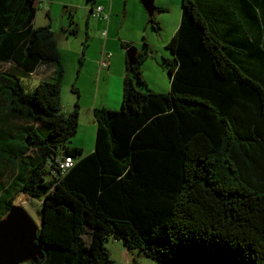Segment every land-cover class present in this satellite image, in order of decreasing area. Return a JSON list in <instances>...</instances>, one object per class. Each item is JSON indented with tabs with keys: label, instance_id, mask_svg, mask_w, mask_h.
I'll list each match as a JSON object with an SVG mask.
<instances>
[{
	"label": "trees",
	"instance_id": "trees-1",
	"mask_svg": "<svg viewBox=\"0 0 264 264\" xmlns=\"http://www.w3.org/2000/svg\"><path fill=\"white\" fill-rule=\"evenodd\" d=\"M35 2L0 0V62L21 72L0 73V120L25 123L0 129L14 173L0 182V220L19 194L42 200L44 256L31 263L116 264L114 238L162 264H264V0H182L170 90L148 88L138 52L122 107L94 109L86 155L71 145L78 109L63 108L61 49L50 26H33ZM42 64L54 74L26 92L23 73ZM62 155L74 159L66 172Z\"/></svg>",
	"mask_w": 264,
	"mask_h": 264
},
{
	"label": "rangeland",
	"instance_id": "rangeland-1",
	"mask_svg": "<svg viewBox=\"0 0 264 264\" xmlns=\"http://www.w3.org/2000/svg\"><path fill=\"white\" fill-rule=\"evenodd\" d=\"M38 1L39 0H36L35 2L36 14L39 15L40 19L49 23L48 21H50V18L46 13L47 9H45L44 7H47L51 11L50 13L51 15H53L52 17L55 20L56 27L59 28L58 32H56V38L58 40L60 39L59 35L62 33V35H64L63 37L67 38L68 31H62L63 25L73 28L74 23L72 19H74V17H72V15H74L78 10L80 3L84 2V4L86 5L89 4L87 8L90 7V2L88 0H48L44 1L42 4ZM114 1H116L115 9L110 19L115 17H117L118 19V24L116 25L115 32L117 35V31L120 30L119 32L121 38L118 39V45L116 46L118 48L120 47L123 53L122 62L125 68L127 67L128 50L124 48L123 43L135 46L140 53H148L146 60L141 64L140 67L143 78H147L148 88L158 93L168 92L170 87L165 91L163 90V88L159 87L156 84L158 83V79L160 78L159 73L161 72V66H164L165 63L164 59L172 57V51L169 48V43L173 34L171 36L170 34L173 28L177 25V21H175L177 18V14L179 15L182 12V0H171V2H168L166 6L169 7L168 11L159 9L155 10V24L158 26V22L160 25V27L158 26L157 28H154L153 23L149 22L150 15L140 0L138 1V6L139 8H141L140 10L144 17H141L136 8L133 7V0ZM159 5L160 0H155V6L158 8ZM66 6L68 7V10H70V12H67V10L65 9ZM71 10H73L74 12L72 13ZM77 19L78 18L76 17L75 20L77 21ZM94 20L95 19H93V22ZM101 32L102 31L100 27L99 29L98 27H92V38L90 43L87 44L88 50L86 59H93L97 54H102V49L106 38L101 34ZM69 35H72V33L70 32ZM110 46L111 41L108 45L107 51H110ZM61 53L63 55L62 62L65 61L63 62L65 72L61 93V98L63 97V108L65 110V108L69 107V105L65 102H73L71 104L72 110L74 111L75 109H77L78 106L76 104V100L79 99V97H81V105L87 107L88 103L91 102V90L93 86H96L97 83V70L91 66L88 60L85 64L83 63V65H81L82 61H80V56L76 55L75 53H70L67 50L64 52L62 50ZM112 60V57H110L109 61L111 62ZM46 71H48L47 67L42 66L38 68L34 73L26 74V72H24L23 77L21 78L24 90L26 92L33 91L36 85L41 81V79H44L46 76L48 77ZM1 72L21 74L15 64L10 62H0V73ZM79 72L82 73L80 77L78 74ZM136 87L142 91L148 90L146 86H143L139 83H136ZM73 97L75 98V100L73 99ZM82 109V113L87 110V108ZM87 112H90L95 119V116L91 112V109H89V111ZM84 115L85 114L83 113L82 118ZM24 124L25 123L20 118H5L0 120V129L14 132L19 127L24 126ZM84 128L86 129V126H84V122L82 121L80 123L78 133L75 135V137H73V139H71V145L75 146V138L76 142H80L79 140L84 139ZM94 145L95 143L93 144V146ZM86 153H88V150H86ZM13 174V171L9 167H7L5 164L0 163V182H6L7 180H10ZM14 203L23 205L31 214V216L36 220V222L38 224L41 223L39 210L41 209L42 200L34 199L26 194H19L14 200ZM105 245L116 264H131L134 260H137L140 264H162L157 260L146 256L142 251L138 249H128L123 242L115 240L114 238H110L109 240H107L105 242ZM21 264L32 263L31 261H25Z\"/></svg>",
	"mask_w": 264,
	"mask_h": 264
},
{
	"label": "crops",
	"instance_id": "crops-1",
	"mask_svg": "<svg viewBox=\"0 0 264 264\" xmlns=\"http://www.w3.org/2000/svg\"><path fill=\"white\" fill-rule=\"evenodd\" d=\"M44 1H48V0H39L38 2L42 4ZM88 1L90 2L89 8H87L89 4L86 5L84 4V2H81L78 10L75 12L74 15H72V17H74V19H72V21L74 22L73 28L66 27L65 25H63L62 31H68L67 38L66 37L64 38L63 37L64 35H62L63 34L62 33L59 35L60 39L59 40L57 39L61 52L62 50L63 52L67 50L70 53H75L76 55L80 56V61H82L81 65H83V63L85 64L86 61L88 60L91 66L97 70L98 78H97L96 86H93L91 90V94H90L91 102L88 103L87 107H84L81 105V97H79V99L76 100V104L78 106L77 109L79 113V125H78V129L75 135L78 133L79 126L82 121L84 122V126H86V129L84 128V134H85L84 139L79 140L80 142H76V138H75L74 145L76 147L82 148L85 155L91 153L94 150L95 145L93 146V144L95 143L96 131H97L96 130V120L93 118L92 114L87 111L91 109V112L94 115V109L100 106H106L111 109H117V110L120 109L122 107L124 81H125L126 75L128 74V69L127 67L125 68L122 62L123 53L120 47L118 48L116 46L118 45V39L121 38L120 32H119L120 30L117 31L118 32L117 35L115 32L116 25L118 24L117 17L109 19L107 21L102 18H96L92 15V8H95L98 5H102L104 6V11L108 12L109 17L111 18V15L113 14L114 9H115L116 1L114 0H88ZM138 1L139 0H133V7L136 8L137 12L139 13L141 17H144L140 10L141 8H139L138 6V3H139ZM168 2H171V0H160V5L158 6V8H160L159 10L168 11L169 7H166ZM44 8L47 9L46 13L48 14L50 18L49 19L50 21H48L49 23L40 19L39 15L36 14L33 20V26L36 28L42 27V26H50L56 34L59 28L56 27L55 20L52 17L53 15H51L50 13L51 11L47 7H44ZM65 9L67 10V12L68 11L70 12L67 6ZM71 12L73 13L74 11L71 10ZM180 15L182 16V12L179 15L177 14V18L175 20L177 21V25L171 31L170 36L172 34L174 35V33L176 32L175 30H177L180 25V22H181ZM76 17L78 18L77 21L75 20ZM93 19H95L94 22H93ZM92 27H96V28L98 27V29L100 27L102 32L103 30L107 29V35L105 36L106 39L104 41V45L102 49V54H101L102 57L101 55L97 54L93 59H86V56H87L86 54L88 50L87 44L90 43L91 38H92L91 36ZM70 32L72 33V35H69ZM110 41H111V46L109 48L110 51H107ZM106 53H111V57L113 60L111 62L109 61L108 67H102L101 61L103 59V56ZM62 58H63V55H62ZM42 66H46L48 69V71H46L48 74V77L46 76L44 79H48L52 77V75L54 74V70H55L54 66L52 64H42L38 68ZM161 67H162L161 72L159 73L160 78L158 79V83L156 85H158L159 87L163 88V90L166 91L170 87V79H169V76L166 70L163 68V66ZM78 74H79V77L82 75L81 72H79ZM145 80L147 82V78H145ZM80 96H81V93H80ZM73 99L75 100L74 97ZM65 103L69 105V107L65 108V111L67 113L73 112L71 108V104L73 102H65ZM62 104H63V97H62ZM82 108H87V110L83 112L85 114L83 118H82V114H83ZM75 135L73 137H75ZM86 150H88V153H86Z\"/></svg>",
	"mask_w": 264,
	"mask_h": 264
},
{
	"label": "water",
	"instance_id": "water-1",
	"mask_svg": "<svg viewBox=\"0 0 264 264\" xmlns=\"http://www.w3.org/2000/svg\"><path fill=\"white\" fill-rule=\"evenodd\" d=\"M150 16L157 7L155 0H141ZM138 50L131 46L127 51L129 65L136 63ZM42 229L40 224L21 204H13L7 215L0 220V264H21L25 261L37 262L43 258V248L39 242Z\"/></svg>",
	"mask_w": 264,
	"mask_h": 264
},
{
	"label": "built area",
	"instance_id": "built-area-1",
	"mask_svg": "<svg viewBox=\"0 0 264 264\" xmlns=\"http://www.w3.org/2000/svg\"><path fill=\"white\" fill-rule=\"evenodd\" d=\"M92 15L96 18H102V19H105L107 21L110 19L109 13L104 11V6H102V5H98L97 7L92 8ZM102 34L104 36H106L107 35V29L103 30ZM110 57H111V53H106L103 56V59L101 61L102 67H108L109 66ZM57 163H58L57 166L59 167V169L63 172H66L68 169H70L73 166L74 159H72V157H70V156H63L62 155L57 159ZM53 171H55V169H53Z\"/></svg>",
	"mask_w": 264,
	"mask_h": 264
}]
</instances>
